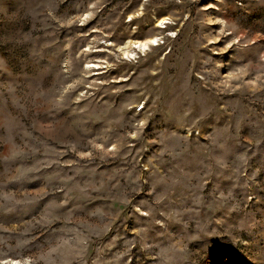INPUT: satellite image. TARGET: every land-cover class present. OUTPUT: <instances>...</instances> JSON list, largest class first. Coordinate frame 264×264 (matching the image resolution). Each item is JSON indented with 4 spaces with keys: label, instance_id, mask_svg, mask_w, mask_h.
Here are the masks:
<instances>
[{
    "label": "rangeland",
    "instance_id": "374dc122",
    "mask_svg": "<svg viewBox=\"0 0 264 264\" xmlns=\"http://www.w3.org/2000/svg\"><path fill=\"white\" fill-rule=\"evenodd\" d=\"M0 264H264V0H0Z\"/></svg>",
    "mask_w": 264,
    "mask_h": 264
},
{
    "label": "bare ground",
    "instance_id": "6f19581e",
    "mask_svg": "<svg viewBox=\"0 0 264 264\" xmlns=\"http://www.w3.org/2000/svg\"><path fill=\"white\" fill-rule=\"evenodd\" d=\"M157 38H152L149 40H146L144 42H139L134 44V48H136L138 51H144L149 48V46L156 45Z\"/></svg>",
    "mask_w": 264,
    "mask_h": 264
}]
</instances>
